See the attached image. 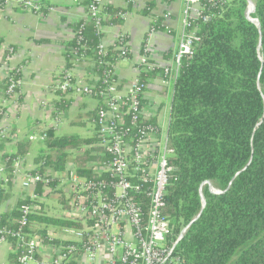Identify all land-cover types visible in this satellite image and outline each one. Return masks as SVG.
I'll return each mask as SVG.
<instances>
[{
    "label": "trees",
    "instance_id": "trees-1",
    "mask_svg": "<svg viewBox=\"0 0 264 264\" xmlns=\"http://www.w3.org/2000/svg\"><path fill=\"white\" fill-rule=\"evenodd\" d=\"M83 1L86 17L72 26L77 35L66 53L68 68L73 66L71 49L81 46L84 47L81 54L89 61H103L104 66L107 62H119L120 56L128 57V51L122 53L115 47L109 49L106 58L99 55L95 18L90 14V2ZM209 1L201 0L208 17L206 21L194 17L188 20L198 40L193 54L182 60L172 87L169 147L173 150L170 160L175 170L165 197V215L172 226L167 244L178 241L200 214L203 194L206 206L202 215L188 228L174 250L180 264H264V0H252L255 12L251 17L258 21L260 29L247 19V0H231L225 6H214ZM7 5L8 0H0V11ZM155 7V2L149 3L143 14L149 15ZM102 9L105 26L120 25L129 11L109 5H103ZM165 30L161 18L151 24V32ZM2 45L0 40V48ZM78 65L85 67L83 63ZM103 73L102 68L93 70L98 78ZM156 77L168 78L163 69H156L142 72L139 79L148 84ZM21 80L20 69L8 76L0 86L2 101L10 100L9 90L13 84L19 95ZM67 101L70 100L57 104V112L64 110ZM0 111L2 119L4 108ZM91 116L95 125L98 108ZM143 125L140 123L138 127ZM46 133L47 138L41 142L44 149L38 155L37 169L32 174L62 172L69 160V150L96 140L58 135L53 128H48ZM31 144L29 139L19 142L17 153L8 157L5 171L9 179L13 178L15 161L29 152ZM74 161L80 175L98 179L91 171V163L100 162L101 156L84 153ZM206 183L224 193H211ZM51 185L55 187L57 182ZM38 192L42 193L41 186ZM27 204V200H22L11 213L1 215L0 228L17 230L19 226L14 221L22 217L21 208ZM27 218L31 226L33 223L74 226L45 215L32 214ZM9 240L15 242L12 238ZM19 255V250L12 253L10 264H19Z\"/></svg>",
    "mask_w": 264,
    "mask_h": 264
},
{
    "label": "built area",
    "instance_id": "built-area-1",
    "mask_svg": "<svg viewBox=\"0 0 264 264\" xmlns=\"http://www.w3.org/2000/svg\"><path fill=\"white\" fill-rule=\"evenodd\" d=\"M88 1L100 39L99 55L106 58L110 47L105 43L104 0ZM230 1L209 2L225 6ZM8 3L35 13L42 11L33 0H8ZM205 13L201 0H185L183 30L174 57L159 64L152 63L145 55L139 74L163 69L168 78L158 77L161 84L173 86L182 60L193 54L198 40L188 20L194 17L206 21ZM76 35L74 32L73 39ZM113 47L126 53V37L121 36ZM81 49L84 47L71 49L70 64L73 66L68 68L66 62L50 91L59 94L62 100L89 98L98 102V119L92 132L96 140L69 150V160L62 172L32 174L23 170L20 159L15 161L12 180L20 185L21 197L28 204L21 208L22 217L14 221L19 226L17 230L0 228V245L11 243L9 238L15 240L11 244L19 250V264H180L174 255L178 241L170 246L167 244L172 226L165 215L166 188L175 170L170 160L173 150L169 147L171 106L165 124L160 111L162 97H148L149 84L137 78L121 86L115 78L118 62H107L106 66L103 61L91 62L81 54ZM143 50L146 52V42ZM79 63L85 64L84 69ZM94 68H102L103 76L96 77ZM18 84L21 85V81ZM15 86L13 84L9 90L10 100L18 96ZM57 104L43 103L51 114L52 125H35L28 136L31 142L45 141L48 128L56 132L61 130L65 115L57 112ZM152 119L155 123H151ZM140 123L144 125L138 127ZM1 135L14 137L7 128ZM84 153L101 156L100 162L91 163V171L98 177L96 180L78 172L74 158ZM53 182H57L55 187L51 185ZM54 193L63 202L58 205L57 218L74 226L32 230L27 216L44 215Z\"/></svg>",
    "mask_w": 264,
    "mask_h": 264
},
{
    "label": "crops",
    "instance_id": "crops-1",
    "mask_svg": "<svg viewBox=\"0 0 264 264\" xmlns=\"http://www.w3.org/2000/svg\"><path fill=\"white\" fill-rule=\"evenodd\" d=\"M33 2L42 4L40 13L9 3L0 11V40L3 41L0 48V86L13 71L22 69L17 98L4 102L0 93V108L3 107L5 113L0 119V190L3 191L0 195V216L11 213L23 200L20 185L9 179L5 171L8 157L17 153L18 143L28 139L35 125H52L51 114L43 107V103L62 102L60 95L51 92L50 87L67 62L66 53L74 36L72 26L86 17L83 0ZM151 2H155L156 7L149 15H144L143 11ZM103 3L114 9L129 10L120 25L107 26L105 36V43L110 48L115 46L121 36L126 37L129 56L119 60L116 65V79L121 86L139 78L138 70L145 55L150 57L152 63L159 64L170 61L175 55L183 30L185 0L170 3L161 0H104ZM157 18L162 19L165 31L151 32V24ZM145 42L146 52L143 50ZM148 84V97H162L160 111L167 124L173 86H163L158 77L151 79ZM166 104L169 106L168 113ZM63 107L65 123L57 132L58 135H67L64 131L69 127L86 126V120L92 123L91 115L98 108V102L89 98L71 99ZM6 128L14 135L13 138L2 137L1 131ZM33 143H38L42 148L33 152ZM43 149V143L32 142L29 152L20 159L24 171L37 169L36 160ZM59 200L56 193L51 195L44 211L45 216L58 219V205L63 203ZM50 226L58 225L33 223L32 230ZM15 252L16 248L11 243L0 245V264H10L9 257Z\"/></svg>",
    "mask_w": 264,
    "mask_h": 264
},
{
    "label": "rangeland",
    "instance_id": "rangeland-1",
    "mask_svg": "<svg viewBox=\"0 0 264 264\" xmlns=\"http://www.w3.org/2000/svg\"><path fill=\"white\" fill-rule=\"evenodd\" d=\"M247 11H248V9H247ZM167 104L165 106H166V110L168 113L169 106ZM86 123H87L86 126L85 125L84 126L76 125V126H73L71 128L69 127L67 131H64L65 132L64 134L74 135V136H78L82 139H87V138L91 137L94 125L91 122H88V120H86ZM40 148H42L41 145H39L38 143H33V146H32L33 152H36L38 149L40 150Z\"/></svg>",
    "mask_w": 264,
    "mask_h": 264
},
{
    "label": "water",
    "instance_id": "water-1",
    "mask_svg": "<svg viewBox=\"0 0 264 264\" xmlns=\"http://www.w3.org/2000/svg\"><path fill=\"white\" fill-rule=\"evenodd\" d=\"M36 1H37V0H36ZM247 1H248V3H249V7H248V11H247V19H248L250 22L255 23V24L257 25V27L260 29V25H259L258 21L252 19V17H251L252 14L255 12V5H254V3L252 2V0H247ZM206 184L209 185V189H210V192H211V193H213V194H223V193H224V192L216 191L210 183H206ZM201 197H202V203H203L202 211H201L200 214H199V215H198V216H197V217H196V218L190 223V225L186 228L184 234L186 233V231L188 230V228H189L194 222H196V221L200 218V216L202 215V212H203V210H204V208H205V206H206V201H205V199H204V197H203V194H201ZM183 236H184V235H182V236L179 238L178 243H179L180 240H182Z\"/></svg>",
    "mask_w": 264,
    "mask_h": 264
}]
</instances>
